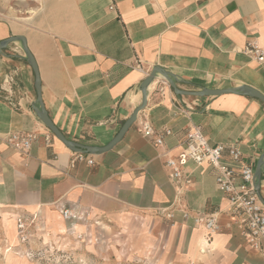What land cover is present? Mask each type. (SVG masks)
Instances as JSON below:
<instances>
[{
    "label": "crops",
    "instance_id": "0c3cea01",
    "mask_svg": "<svg viewBox=\"0 0 264 264\" xmlns=\"http://www.w3.org/2000/svg\"><path fill=\"white\" fill-rule=\"evenodd\" d=\"M15 35L25 37L36 61L48 116L67 139L84 145L104 146L116 135L141 104V84L155 66L171 73L179 90L248 86L264 95V60L244 52L248 43L264 51V0H0V41ZM146 91L145 106L121 140L84 153L92 165L71 167L76 152L37 115L35 75L22 42L0 50V251L9 240L18 243L14 217L36 215L54 238L67 225L96 228L118 253L102 250L99 257L264 264V241L259 250L247 244L226 213L215 169L190 163L191 183L178 193L163 166L178 139L199 125L209 144L235 145L255 170L264 152V102L242 93L179 94L158 74ZM144 122L172 130L164 147L140 134ZM14 132L38 135L28 153L6 144ZM260 194L264 199V172ZM64 207L83 220H63ZM183 209L216 212L219 231L208 237L202 224L183 219ZM164 211L174 213V226ZM3 254L0 264H25L16 253Z\"/></svg>",
    "mask_w": 264,
    "mask_h": 264
},
{
    "label": "built area",
    "instance_id": "2783aa9c",
    "mask_svg": "<svg viewBox=\"0 0 264 264\" xmlns=\"http://www.w3.org/2000/svg\"><path fill=\"white\" fill-rule=\"evenodd\" d=\"M244 52L253 56L259 62L264 60V51L256 43H248L244 48ZM138 131L155 147H164L165 138L173 134L169 128L156 131L148 122L142 123ZM37 136L33 132L25 134L14 132L5 137V142L16 151L28 153L32 142L37 139ZM44 138L47 143L50 141L49 134H45ZM173 147L176 149L175 154L167 155L163 161V166L169 178L177 184L178 193H181L184 186L191 183L190 175L185 173V169L190 163L197 166L207 164L215 169L216 187L227 199L226 213L235 217L238 228L247 244L253 250H259L261 242L264 241V204L257 194L254 169L251 164L242 162L240 149L231 144H209L199 125L191 126ZM169 152L170 149L165 148L164 153ZM225 153L228 155L229 160L224 158ZM77 161L85 162L88 165L94 163L92 158H88L82 152L75 153L70 161L71 167ZM181 211L184 220L202 224L208 237L220 229L216 212L190 215L185 209ZM60 214L65 221L80 222L83 220L82 214H77L69 207L62 208ZM162 214L171 226L176 224L175 215L172 211H164ZM16 223L19 238L22 242H25L27 239L26 217L18 216ZM227 226L230 227L231 225L228 224Z\"/></svg>",
    "mask_w": 264,
    "mask_h": 264
},
{
    "label": "rangeland",
    "instance_id": "374dc122",
    "mask_svg": "<svg viewBox=\"0 0 264 264\" xmlns=\"http://www.w3.org/2000/svg\"><path fill=\"white\" fill-rule=\"evenodd\" d=\"M25 217L27 222L26 241L22 242L17 232L18 243L9 240L10 243H7L8 245L0 251L1 255L16 253L13 258L22 256L21 260L25 264H78V258L87 264H147L144 261L132 260L130 257L122 258L121 255L120 258L97 256V253L102 250L116 252L117 249L114 248L110 238L105 243V238L101 237L96 228L86 226L87 228L84 227L78 231L72 225H67L66 230L60 231L54 238L52 232L47 231L44 220L39 216ZM16 219L17 217H14L17 230ZM46 232L48 233L47 239L44 238ZM79 235L81 236L79 237ZM6 239L8 240L7 236ZM160 248L163 250L162 247H159L158 251ZM115 256H118V253ZM6 260L8 259L5 258V262Z\"/></svg>",
    "mask_w": 264,
    "mask_h": 264
},
{
    "label": "water",
    "instance_id": "95a60500",
    "mask_svg": "<svg viewBox=\"0 0 264 264\" xmlns=\"http://www.w3.org/2000/svg\"><path fill=\"white\" fill-rule=\"evenodd\" d=\"M16 40H20L22 42L28 63L30 64L32 70L34 71L35 75V90H36V101L39 104V108L37 110V115L40 118V120L44 123V125L59 139L61 140L69 149L75 152H82V153H90V154H96L99 152H104L109 149H111L116 143H118L123 135L126 133V131L129 129L131 124L135 122L137 118L138 112L143 109L146 103V88L149 85V83L153 80L156 74L161 75L164 77L169 85L175 90L176 93L183 94V95H193V96H209V95H219L223 93H242L246 94L252 97H256L264 102V95H262L259 91L256 89H253L248 86H240V87H230V88H221V89H204L201 91H185V90H179L176 88L174 77L171 73L164 71L162 68L155 66L150 74L143 80L141 84V90H142V102L139 106H137L131 115L123 122L120 129L116 133V135L104 146H89L84 145L75 141H71L67 139L63 133L56 127V125L52 122L50 117L48 116V113L44 107L42 96H41V87H40V77L38 73V68L36 61L30 52V50L27 47L26 39L22 35H15L11 36L7 39H4L0 41V50L5 48L10 42H14ZM264 172V152L261 155V157L258 159V162L256 164L255 170H254V177H255V186L257 190V194L261 200V202L264 204V199L262 198L260 194V186H261V174Z\"/></svg>",
    "mask_w": 264,
    "mask_h": 264
},
{
    "label": "trees",
    "instance_id": "16d2710c",
    "mask_svg": "<svg viewBox=\"0 0 264 264\" xmlns=\"http://www.w3.org/2000/svg\"><path fill=\"white\" fill-rule=\"evenodd\" d=\"M77 261H78V263H79L80 261H83V260H82V259H80V258H78V259H77Z\"/></svg>",
    "mask_w": 264,
    "mask_h": 264
},
{
    "label": "bare ground",
    "instance_id": "6f19581e",
    "mask_svg": "<svg viewBox=\"0 0 264 264\" xmlns=\"http://www.w3.org/2000/svg\"><path fill=\"white\" fill-rule=\"evenodd\" d=\"M59 218V217H58ZM62 227V226H61ZM59 233V232H58ZM14 238V237H13ZM81 262V261H80Z\"/></svg>",
    "mask_w": 264,
    "mask_h": 264
}]
</instances>
